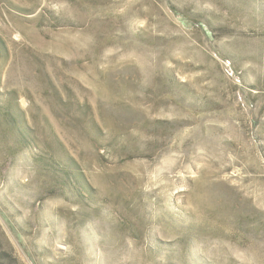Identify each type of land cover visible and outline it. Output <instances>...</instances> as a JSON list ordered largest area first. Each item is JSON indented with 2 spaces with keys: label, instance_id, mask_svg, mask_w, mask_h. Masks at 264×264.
<instances>
[{
  "label": "rangeland",
  "instance_id": "1",
  "mask_svg": "<svg viewBox=\"0 0 264 264\" xmlns=\"http://www.w3.org/2000/svg\"><path fill=\"white\" fill-rule=\"evenodd\" d=\"M0 264H264V0H0Z\"/></svg>",
  "mask_w": 264,
  "mask_h": 264
}]
</instances>
